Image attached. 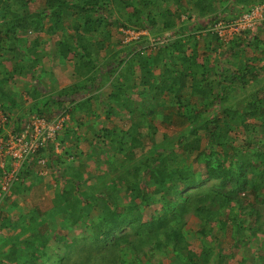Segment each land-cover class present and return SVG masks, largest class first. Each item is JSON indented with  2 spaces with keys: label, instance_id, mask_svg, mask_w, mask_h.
<instances>
[{
  "label": "trees",
  "instance_id": "trees-1",
  "mask_svg": "<svg viewBox=\"0 0 264 264\" xmlns=\"http://www.w3.org/2000/svg\"><path fill=\"white\" fill-rule=\"evenodd\" d=\"M161 4L163 9L157 12ZM261 5L264 0H0V55L9 53L22 61L35 57L31 65L10 71H2L0 62V101L14 104L4 87L16 76L34 70L45 54L71 62L69 75L79 78L57 92L45 91L41 103L36 90L26 91L33 105L39 103L40 108L23 121L16 119L12 126L0 125V139L7 141L9 134H20L27 121L51 120L53 116L45 111L51 100L57 105L55 111L72 117L77 111L82 113L78 121L91 128L83 118L100 113L93 102L102 101L105 85L109 87L105 98L113 104L112 108L103 107L106 118L119 114L115 107L120 106L128 117L138 114V123L128 130V162L132 153L143 147L138 128H151L142 109L144 102L136 105L130 98L137 88L150 92L146 104L152 118L184 127L175 139L163 134L162 142L150 149V157L134 163L122 176L109 179L114 180L109 186H87L74 195L50 186L47 191L52 199L46 202L47 207L27 208L29 217L20 216L17 224L3 213L4 206L11 196L36 187L37 182L27 181L33 178L32 172L38 174L44 168L45 163L39 161L53 152V146L40 148L24 162L10 193L1 189L10 167L0 168V264H125V250L133 256V264H148L149 257L168 252L181 264H201L183 233L190 216L197 219L196 232L205 245L210 248L205 240L208 237L216 245L219 261L211 264H222L250 240L262 244L264 253V216L257 208L264 199V91L248 93L264 82V66L255 64L264 61V35L249 36L246 30L234 33L236 40L220 36L227 30L225 25ZM192 17L196 20L191 21ZM65 20H69L68 30ZM259 25L264 28V22ZM125 31L140 35L126 41ZM143 32L146 35H141ZM20 33L34 37L29 42ZM42 34L50 38V53L42 49L48 42ZM202 43H207L210 53L221 51L228 56L230 71L222 69L209 76L210 60L199 55ZM22 45L25 50H20ZM218 61L215 57L214 62ZM154 70L159 71L158 76ZM241 130L263 137L252 154L235 143ZM72 131L59 134L58 139L63 137L59 142L71 138ZM97 137L102 143L115 144L118 148L114 151L122 153L125 145L114 128H101ZM166 145L170 147L166 149ZM93 152L91 155L97 153ZM179 152L186 156L176 163ZM80 155L72 156L76 160L69 169L76 176L81 174V164L75 165ZM255 159L262 165H256ZM56 162L62 165L65 159L57 157ZM143 168L153 183L144 191L138 182ZM15 184L20 190L14 189ZM122 184L132 200L125 206L119 203ZM151 196L157 199L159 212L155 219L143 223L135 214V201L149 204ZM57 216H63L69 227L78 225L80 233L69 238L65 229L51 232L50 220ZM129 228L130 232L126 231ZM227 232L232 234L229 247L222 248L218 236ZM53 241L60 249L51 248Z\"/></svg>",
  "mask_w": 264,
  "mask_h": 264
},
{
  "label": "rangeland",
  "instance_id": "rangeland-1",
  "mask_svg": "<svg viewBox=\"0 0 264 264\" xmlns=\"http://www.w3.org/2000/svg\"><path fill=\"white\" fill-rule=\"evenodd\" d=\"M163 6L164 5L161 4L157 9V12H160L163 9ZM252 10L254 11V17L251 24L252 26L246 27L245 30L241 31L249 30V36H253L255 34L257 38H260L264 35V28L262 29L259 25L260 22H264V6L261 5L260 7L253 8ZM182 19L185 18L183 17ZM194 20H196V17L191 18V21ZM67 21L69 20H65L66 30H68L70 26ZM234 33L236 34L235 31L224 30L223 32H220V36L223 38L225 37L226 39L236 40ZM125 34L127 35V38L125 39L126 41H129L134 37L140 35L128 31H125ZM19 35L28 37L29 42H31L32 38L34 37V35L32 34L20 33ZM141 35H146V32H143ZM41 37L43 39H47L48 41L46 45H44V48L42 47L43 51L47 50V52L50 53L52 46L49 41L50 38L45 34H42ZM152 42H154V40H152ZM206 45L207 43H202L199 55H201L202 57H208V59L210 60L208 64L210 70L209 76L212 77L220 73L222 69L230 71V66L227 64L229 57L224 56L221 51L217 54L210 53L207 50ZM20 50H25V46L22 45ZM107 53L108 51L104 52L102 55H106ZM255 54L258 58H261L262 56L260 51H256ZM215 57L218 58V63L214 62ZM34 58L35 57L31 55L29 56V58H27V60L22 61L16 59L12 54L4 53L3 55H0V62L3 65L2 71H10L12 68L21 65H31L30 61ZM71 64V62L60 60V58L58 59L56 56L50 57L48 54H45L43 56V59L40 60L38 66L34 70H27L23 77L16 76L11 85L4 87V91H9L11 93V97L15 99V102L14 104H12L8 101H0V125L12 126V124L16 123V119H21L23 121L27 119L29 114L34 113V111L40 108V104L38 102L37 103L39 106L33 105L26 91L31 92L32 89L36 90V95L41 103V101L43 100L41 94H44L45 91L47 93L57 92L62 88L68 86L69 84L76 82L79 78L69 75L68 70L71 69ZM255 64L257 66L259 65V67H263L264 61H258ZM2 71H0V79H2L3 76ZM153 72L156 76H158V70H154ZM84 81L86 82V84L88 83V80ZM262 83L263 84H260L254 89H249L248 93H251L255 89L260 90V92L262 93L264 91V82ZM108 88L109 87L107 85L102 88L101 102H93L95 104L93 108H96L100 113L97 114L94 118L90 116H84L83 118L85 124H90L91 128L86 125H81V123L78 121L77 117H80L82 113H79L78 111L75 112V117L65 115L63 111H55L57 105L52 100L49 101V106L45 110L46 115H52L53 118L59 115H65L66 122L64 124V129L60 133V135L64 133V130H73L71 132L72 135L71 138L69 137L64 139L63 143L59 142V139L61 140L63 139V137L60 136L59 139L57 137L56 143L60 144L58 150L56 151L55 147L53 146V152L50 151L46 155L44 168L39 171L38 174L36 173V171L32 172L33 178L29 179L27 183L32 184L37 182L36 187L32 190H23L17 196H11L9 198V201L5 204L3 213L7 215V217H11L14 223L17 224L20 216L25 215L29 217L28 211L26 210L27 208L29 209V207L41 206L43 209L47 207L46 202H51L50 199H52V196H50V192L47 191L48 189H50V186H52L53 188H55V186L62 187L63 189H65V193H71L73 195L77 193V191L82 192L86 189L87 186L93 187V185H98L100 187L104 185L103 188L105 187V185L109 186L110 183L112 184L114 182V180L112 182L109 179H114L116 177L122 176L124 174V171L134 165V163L137 164L145 157H150V149L162 142L163 134H166L175 139V137L178 136L181 133V130L184 128L175 124L173 126H168L167 124H163L161 119L156 117L152 118L150 115L151 108L146 104L151 99V94L144 87L137 88L135 92L130 95V98L136 101V105L144 102L143 104L145 105L142 107V109H144V112L147 115V119L151 124V128L150 126H140L138 128L136 134L138 139L142 141L143 147L135 150L134 153H132L133 155L130 156V161L128 162L127 146L129 145L130 141L128 130L134 122L138 123V120L136 119V116L138 117V114L135 117H128L127 111L122 109L120 106L115 107V113L119 112V114L112 115L109 116V118H106L104 114L105 108L103 107H113L112 102L109 103L108 99L105 98L108 94ZM56 94L53 96H57ZM82 97L85 98L86 96L82 95L81 98ZM1 104L4 105V109L2 108ZM262 113L264 115V106ZM101 128H114L118 136L122 138V142L125 145L123 146V148L121 147V150L123 149L122 153L114 151L116 148H118V146H115V144L112 146L111 144H105L100 141V138L97 137V134ZM152 129H155L156 133L153 132ZM257 133L244 132L242 130L239 131L238 136L235 139L236 145H238L243 151L252 154L256 149V146L258 147V142L260 143V140H262L263 138L262 136L258 135L259 133ZM201 136L203 139H205L203 135ZM169 147V145H166V149H168ZM92 150L97 153L91 155V153L93 152ZM76 153H78L79 155L81 154L79 156V161L77 160L75 162V165L81 164V174L78 176L74 175V173L69 170L73 166L70 164L73 162V160H76V158H72V156ZM182 156L186 155L179 152L176 163L180 162ZM57 157H61L63 158V160L65 159V163L60 165L58 162H56ZM255 164L258 166L262 165L256 159ZM250 177L253 176L250 175ZM102 181H104V183ZM138 182H140V188L142 191L152 186L153 183L148 178V175L145 172V168H143L139 173ZM212 183L213 182H209L208 185H211ZM14 186V189L20 190L18 184H15ZM122 186L120 185L119 188V203L120 205L125 206L131 203L132 200L130 198V193L126 192L125 187ZM21 188L23 189V187ZM10 192L11 190H9L8 193ZM40 194H44V196L38 199V195ZM47 197H49V200L45 199ZM149 199V204H146L140 199L135 201V214L142 220L141 222L143 223H147L155 219L157 216V212H159L157 199L154 196H151ZM39 200L41 203L39 202ZM257 208L261 211V215L264 216V199H262L261 203L257 205ZM198 224L199 223L197 219L193 216H190L187 219L186 226L183 228V233L188 243L190 244L191 249L198 254L201 264H211L214 261L218 262L219 258L216 256V245L211 242L209 237L205 240L210 245V248L205 245L203 239L196 232ZM59 228L68 231L69 238H73L74 235H78L81 230L78 225L69 227L63 216H57L50 220L49 230L51 232H55L56 229ZM127 230L128 232H130V228L126 229V231ZM8 232L10 233L11 231ZM218 237L221 241L220 247L228 248L229 240L231 239L230 237H232V234L230 232H227L224 235L219 234ZM1 239L2 237H0V240ZM53 243L54 245L51 246L52 249H60L61 246L59 245V243L54 241ZM261 254H264L262 244H256L250 240L249 244L247 246L241 247L237 254L231 255V258L226 257L222 264H264V258H261ZM122 257L125 261V264H133V256L127 250H125V253L124 255H122ZM147 263L181 264L175 260L174 254L170 252H168L166 255L149 257V259H147Z\"/></svg>",
  "mask_w": 264,
  "mask_h": 264
},
{
  "label": "built area",
  "instance_id": "built-area-1",
  "mask_svg": "<svg viewBox=\"0 0 264 264\" xmlns=\"http://www.w3.org/2000/svg\"><path fill=\"white\" fill-rule=\"evenodd\" d=\"M253 15L254 11L252 10L249 14L243 15L224 27L235 32L245 30L246 27L252 26ZM65 120V115H59L49 121L45 118L33 119L24 123L20 134H9L7 141L0 139V168H4L6 165L10 167L9 173L4 176L1 182L4 194L9 192V188L15 181L16 173L22 168L25 161H29L31 155L52 143L56 151L58 150L59 143H56V139L64 129ZM44 163L45 159L39 161V164L43 165Z\"/></svg>",
  "mask_w": 264,
  "mask_h": 264
},
{
  "label": "clouds",
  "instance_id": "clouds-1",
  "mask_svg": "<svg viewBox=\"0 0 264 264\" xmlns=\"http://www.w3.org/2000/svg\"><path fill=\"white\" fill-rule=\"evenodd\" d=\"M53 119V118H52ZM48 145H52V146H54V144L52 143V144H48ZM60 145V144H59ZM43 159H46L45 157L43 158Z\"/></svg>",
  "mask_w": 264,
  "mask_h": 264
}]
</instances>
